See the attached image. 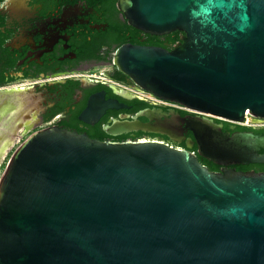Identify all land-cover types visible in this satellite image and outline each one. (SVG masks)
I'll list each match as a JSON object with an SVG mask.
<instances>
[{"label": "water", "instance_id": "95a60500", "mask_svg": "<svg viewBox=\"0 0 264 264\" xmlns=\"http://www.w3.org/2000/svg\"><path fill=\"white\" fill-rule=\"evenodd\" d=\"M129 24L185 33L169 50L126 45L114 64L152 95L198 113L131 130L183 134L197 152L154 139L102 141L34 132L0 179V264H264V135L224 130L264 119V0H118ZM92 95L81 119L120 108ZM114 133V132H111ZM174 133V134H173ZM198 155L222 167L212 171Z\"/></svg>", "mask_w": 264, "mask_h": 264}, {"label": "flooded vegetation", "instance_id": "af4514ba", "mask_svg": "<svg viewBox=\"0 0 264 264\" xmlns=\"http://www.w3.org/2000/svg\"><path fill=\"white\" fill-rule=\"evenodd\" d=\"M171 37L172 32L153 35L130 26L118 0L1 1L0 145L23 143L38 130L58 126L104 141L154 139L195 150L186 125L175 137L131 130L136 122L150 123L142 115L146 110H154L153 124L172 109L183 117L198 113L155 101L114 64L118 50L130 44L172 50ZM100 93L123 107L107 109L95 123L83 121L90 97ZM256 123L248 131L264 135L263 122ZM3 154L0 149V159Z\"/></svg>", "mask_w": 264, "mask_h": 264}, {"label": "trees", "instance_id": "16d2710c", "mask_svg": "<svg viewBox=\"0 0 264 264\" xmlns=\"http://www.w3.org/2000/svg\"><path fill=\"white\" fill-rule=\"evenodd\" d=\"M1 1H3V0H0V2ZM183 35H185V33L180 31V30L172 32V37H171V40H170L171 43L176 46L181 41V38H182ZM118 74L124 76V74L122 72H120V71H118ZM180 111H181L182 114L186 113L185 110L181 109ZM215 121L218 122V123H222L224 125V130H226V131H228L230 133H233V132L229 131V127L231 125H234L236 127V129H237L236 131H248V130L252 129V127H249V126H243V125H240V124H235V123H232V122H229V121H225V120H221V119H215ZM256 134H258V133H256ZM91 137L92 138H96L94 136H91ZM96 139H99V138H96ZM99 140H102V139H99ZM102 141H104V140H102ZM197 150H198V147L195 150H191V151L197 152ZM261 152L264 153V149L261 150ZM198 158L202 162V164L208 166V168L210 170L217 171V172L221 171V169H222L221 166L213 163L212 161L207 160L206 158H203L200 155H198ZM230 168H236L239 171H245V172H248V171L263 172L264 171V164H260V163L249 164V165L237 164V165L230 166Z\"/></svg>", "mask_w": 264, "mask_h": 264}, {"label": "rangeland", "instance_id": "374dc122", "mask_svg": "<svg viewBox=\"0 0 264 264\" xmlns=\"http://www.w3.org/2000/svg\"><path fill=\"white\" fill-rule=\"evenodd\" d=\"M21 145L22 143L19 142L15 144H6L5 146L0 145V149L4 150V154L0 159V179L4 175L12 156L15 154V152Z\"/></svg>", "mask_w": 264, "mask_h": 264}, {"label": "built area", "instance_id": "2783aa9c", "mask_svg": "<svg viewBox=\"0 0 264 264\" xmlns=\"http://www.w3.org/2000/svg\"><path fill=\"white\" fill-rule=\"evenodd\" d=\"M153 99L157 102H160V103H164V104H167L169 105L171 102H168V101H165V100H162L156 96L153 97ZM263 122L262 125H264V119H261V118H256L252 115L249 114V110L246 112V115H245V119L243 122H240L238 124L240 125H243V126H249V127H252V126H257V123L256 122Z\"/></svg>", "mask_w": 264, "mask_h": 264}]
</instances>
